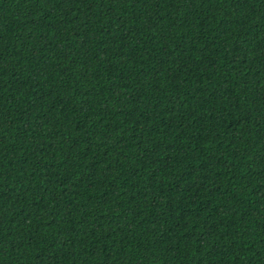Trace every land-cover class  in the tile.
I'll return each instance as SVG.
<instances>
[{"label": "trees", "instance_id": "trees-1", "mask_svg": "<svg viewBox=\"0 0 264 264\" xmlns=\"http://www.w3.org/2000/svg\"><path fill=\"white\" fill-rule=\"evenodd\" d=\"M0 264H264V0H0Z\"/></svg>", "mask_w": 264, "mask_h": 264}]
</instances>
